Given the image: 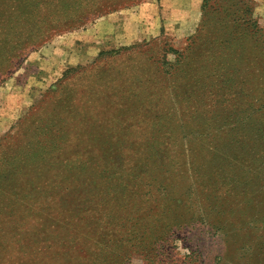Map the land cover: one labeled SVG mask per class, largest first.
<instances>
[{
    "label": "rangeland",
    "instance_id": "1",
    "mask_svg": "<svg viewBox=\"0 0 264 264\" xmlns=\"http://www.w3.org/2000/svg\"><path fill=\"white\" fill-rule=\"evenodd\" d=\"M203 1L141 0L50 35L0 85L9 120L2 155L16 157L14 169L0 168V264H264V0L251 5L257 29L225 50V68L201 77L209 88L192 107H175L154 70L145 90L126 77L144 102L139 110L125 81L87 72L73 82V119L61 131L48 124V108L31 113L66 72L102 52L141 43L155 60L168 47L183 51ZM90 80L95 94L80 86ZM76 117L84 133L76 134ZM50 131L52 154H38L36 141ZM83 237L104 250L82 246Z\"/></svg>",
    "mask_w": 264,
    "mask_h": 264
},
{
    "label": "trees",
    "instance_id": "2",
    "mask_svg": "<svg viewBox=\"0 0 264 264\" xmlns=\"http://www.w3.org/2000/svg\"><path fill=\"white\" fill-rule=\"evenodd\" d=\"M140 1L0 0V85L16 71L20 60L40 40L66 29L86 25L100 15L134 5ZM252 2L253 0H204L201 5L199 27L195 35L186 40L183 51L168 47L161 50L162 54H158L159 58L155 60L146 57L147 50L141 43H136L130 48H123L116 54L102 52L92 64L74 70L72 73L71 71L66 72L64 79L56 89L46 92L31 113H34L37 108H42V110H45V107L48 108V114H52L47 116L48 124L52 125L55 131H61L63 127L59 123L65 120L68 123L69 119H73V116L70 115L72 106L67 102L73 93L78 94L79 88L78 86L73 87V82L81 81L87 76V72H96L97 78L110 72L116 82L125 81L124 90L131 94L132 103L139 110L145 106L144 102L141 96L138 97L133 92L126 77L139 78V86L145 90L147 85L153 82L146 75H152L151 70H154L157 82L161 87L168 83V91L174 93L173 98L170 97V99L175 107L180 110L192 107L198 92L209 88L208 82H202L201 77H212L215 73L214 66L220 69L225 68L228 60V53L225 50H229L232 46L243 45L250 35V28L257 29L253 19ZM168 56H172L173 61H169ZM105 67H110V69H104ZM129 67L136 71V75L133 72H128ZM88 78L90 77L88 76ZM80 86L83 87L84 92L89 91L93 94L99 88L92 80L86 84H80ZM115 89L120 88L117 85ZM83 91H80L79 94ZM182 92L191 98H179ZM59 96H63L62 102H57ZM162 97L164 98L159 95L157 98L159 106L163 105ZM31 117L30 115L26 117L23 124L30 121ZM71 121L73 122V120ZM81 121V117L75 118L74 125L81 127L76 134L84 133ZM48 133L45 139L36 141L37 145H40L38 154L43 153L45 156L52 154L53 147L51 145L54 143L52 135L56 132ZM39 135L35 137H40ZM45 135L46 133L42 137ZM61 137L63 136L61 135ZM2 154L3 150H1L0 144V168L4 167L6 171H9L8 167H12L11 164L16 159L14 157L15 150L8 151L4 156ZM89 240L85 237L79 238L82 246L88 244ZM91 242L87 247L97 252L104 250L105 247L101 241L93 239ZM64 254L65 252L57 255L59 262L63 261ZM70 257H72V262L77 260L82 263L81 261L84 259L74 255Z\"/></svg>",
    "mask_w": 264,
    "mask_h": 264
},
{
    "label": "crops",
    "instance_id": "3",
    "mask_svg": "<svg viewBox=\"0 0 264 264\" xmlns=\"http://www.w3.org/2000/svg\"><path fill=\"white\" fill-rule=\"evenodd\" d=\"M23 109V108H22ZM22 109H20V110H22ZM6 115V116H5ZM7 117H8V113H7V111H6V113L5 114H1L0 115V128L2 129V131H0V133L1 132H3L8 126H9V120L7 119ZM16 117V116H15ZM11 121V120H10Z\"/></svg>",
    "mask_w": 264,
    "mask_h": 264
}]
</instances>
